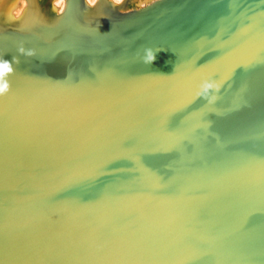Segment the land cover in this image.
Listing matches in <instances>:
<instances>
[{"label": "water", "instance_id": "obj_1", "mask_svg": "<svg viewBox=\"0 0 264 264\" xmlns=\"http://www.w3.org/2000/svg\"><path fill=\"white\" fill-rule=\"evenodd\" d=\"M0 65V264H264V0H65Z\"/></svg>", "mask_w": 264, "mask_h": 264}, {"label": "bare ground", "instance_id": "obj_2", "mask_svg": "<svg viewBox=\"0 0 264 264\" xmlns=\"http://www.w3.org/2000/svg\"><path fill=\"white\" fill-rule=\"evenodd\" d=\"M154 0H87L91 6L130 11ZM65 0H0V29L32 32L50 23L64 8ZM13 9L17 14L13 15Z\"/></svg>", "mask_w": 264, "mask_h": 264}, {"label": "clouds", "instance_id": "obj_3", "mask_svg": "<svg viewBox=\"0 0 264 264\" xmlns=\"http://www.w3.org/2000/svg\"><path fill=\"white\" fill-rule=\"evenodd\" d=\"M16 14H17L16 10L13 9V15H16ZM149 59H152V57H149ZM7 70H8V69H7ZM7 70L0 69V73H3V72H5V71H7ZM3 87H6V85H4Z\"/></svg>", "mask_w": 264, "mask_h": 264}, {"label": "snow or ice", "instance_id": "obj_4", "mask_svg": "<svg viewBox=\"0 0 264 264\" xmlns=\"http://www.w3.org/2000/svg\"><path fill=\"white\" fill-rule=\"evenodd\" d=\"M0 69L7 70V65H0Z\"/></svg>", "mask_w": 264, "mask_h": 264}]
</instances>
